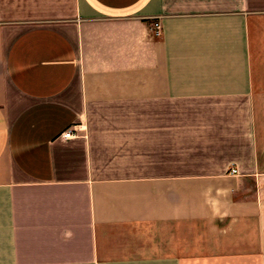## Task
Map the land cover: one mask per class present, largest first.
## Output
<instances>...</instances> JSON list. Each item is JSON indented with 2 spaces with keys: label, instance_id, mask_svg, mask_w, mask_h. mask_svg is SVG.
I'll return each instance as SVG.
<instances>
[{
  "label": "crops",
  "instance_id": "obj_1",
  "mask_svg": "<svg viewBox=\"0 0 264 264\" xmlns=\"http://www.w3.org/2000/svg\"><path fill=\"white\" fill-rule=\"evenodd\" d=\"M0 264H264V0H0Z\"/></svg>",
  "mask_w": 264,
  "mask_h": 264
},
{
  "label": "built area",
  "instance_id": "obj_2",
  "mask_svg": "<svg viewBox=\"0 0 264 264\" xmlns=\"http://www.w3.org/2000/svg\"><path fill=\"white\" fill-rule=\"evenodd\" d=\"M151 31L156 36H160L161 25H160L159 21H154L151 24ZM76 133H77V130L75 128H69V129H67L66 131L63 132L62 137H64V138H73V137H75L77 135ZM230 172L233 173V174H236L237 170L236 169H231Z\"/></svg>",
  "mask_w": 264,
  "mask_h": 264
}]
</instances>
